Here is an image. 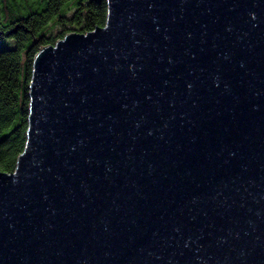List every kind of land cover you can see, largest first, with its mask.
Here are the masks:
<instances>
[{"label": "water", "instance_id": "95a60500", "mask_svg": "<svg viewBox=\"0 0 264 264\" xmlns=\"http://www.w3.org/2000/svg\"><path fill=\"white\" fill-rule=\"evenodd\" d=\"M28 96L0 264H264V0H106Z\"/></svg>", "mask_w": 264, "mask_h": 264}, {"label": "trees", "instance_id": "16d2710c", "mask_svg": "<svg viewBox=\"0 0 264 264\" xmlns=\"http://www.w3.org/2000/svg\"><path fill=\"white\" fill-rule=\"evenodd\" d=\"M105 16L106 0H0V38L15 43L0 48V170L11 171L24 146L35 53L67 32L103 25Z\"/></svg>", "mask_w": 264, "mask_h": 264}, {"label": "rangeland", "instance_id": "374dc122", "mask_svg": "<svg viewBox=\"0 0 264 264\" xmlns=\"http://www.w3.org/2000/svg\"><path fill=\"white\" fill-rule=\"evenodd\" d=\"M35 6L37 7L39 4H35ZM14 44V39L12 38H0V48L13 47Z\"/></svg>", "mask_w": 264, "mask_h": 264}]
</instances>
